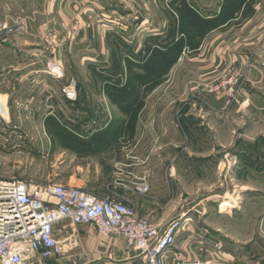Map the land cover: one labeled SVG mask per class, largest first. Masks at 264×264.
I'll use <instances>...</instances> for the list:
<instances>
[{"label": "crops", "instance_id": "obj_1", "mask_svg": "<svg viewBox=\"0 0 264 264\" xmlns=\"http://www.w3.org/2000/svg\"><path fill=\"white\" fill-rule=\"evenodd\" d=\"M164 1L0 0V20L13 29L12 34L6 37L0 33V39L5 40L0 50L8 44L10 39L18 40L19 35L25 36L23 41L30 47L36 46L44 49L46 44H54L56 50L51 62L48 63L49 67H52L49 69L65 73L63 63L65 64L66 57L71 58L67 55V51H70L68 45L73 40H76L80 46L90 43L95 46V42L98 41L104 49L105 41H117L120 38L106 33L100 21H105L104 24L107 21H159L162 16L160 7ZM171 1L172 3L177 2V0ZM182 1L186 4V11L198 15L201 21L200 45L195 51L191 50V54H196L190 57L206 58L216 68L226 66L233 69L240 87L237 88L239 99H232L233 106L239 108L236 110L237 113L249 110V108L252 111H263L264 0H217L218 5L214 9L209 7L210 0H203L205 2L203 8L198 5L197 0ZM157 13L158 19L156 18ZM163 21L167 22L170 19L164 16ZM168 25L169 22L162 32H152L147 36H150L149 39L153 41L162 40V37L167 34ZM73 31H77V36L71 40ZM236 31L239 35L235 33ZM226 40L233 44L240 41L244 48L252 43L259 47L251 51L237 50V48L230 56L226 55L227 49L222 46ZM84 42L85 44H82ZM120 47L122 48L123 45L121 44ZM88 52L91 53L90 56H93L95 51L90 49ZM105 53V58L103 53L95 57L113 66L114 51L109 47ZM124 55L126 60L133 65V60L125 52ZM35 56L37 57L34 53L31 54V57ZM71 56L74 58L73 55ZM136 74L138 76V72ZM68 85L69 83L58 82L55 85L36 83V81L30 83L1 81L0 127L9 128L8 123L12 121L20 124L36 121L41 123L49 137H71L73 139L74 169L71 177L73 185L70 180L66 184L90 191L100 198L123 200L127 205L135 208L138 218L146 219L160 228L190 213L193 201L186 189V182L192 179L194 173H198L194 171V167L206 166L209 162L217 163L219 157L209 156V154L225 152L227 156L224 159L227 160L223 163L229 164L235 175H240L244 173V169L241 171L243 163L254 161L256 159L253 158L256 157L254 153L260 150L259 147H263L257 142L237 141L233 155L226 153L225 147H213L208 157L192 159L194 149L180 147L175 141L169 143L175 156L163 162L160 159L169 148L166 144H158L159 136L156 135L153 145L148 150L140 145L144 134L142 130L146 129L149 123L144 122L146 109L150 105H148L149 99L145 97L144 91L145 87L149 88L150 84L121 80L76 82V91L78 89L79 93L77 92L78 98L75 102H68L62 94V89ZM54 86H57V90L53 89ZM207 89L208 87L203 90L206 94ZM208 92V96L213 94L211 90ZM218 96L210 97L214 104L223 105L225 108L232 106L229 101ZM242 96L252 99L249 106H243ZM161 102L160 97L153 98L152 107H158ZM173 102L176 104V101H170V105ZM95 103L103 107L100 112L95 110ZM67 105L69 108L67 107L65 111L62 106ZM179 111L180 109H177L175 116L178 124L172 122L170 133L174 136L176 132L182 131L188 139L192 134L190 133L192 118L190 114H182L185 110L178 115ZM260 113L264 114V112ZM199 118L204 123V116L199 115ZM49 123L57 128L52 131L46 129ZM67 123L71 124V127ZM18 126L20 128V125L15 124L11 129H18ZM138 127L142 129L138 130ZM1 137L2 135L0 139ZM197 152L201 154L203 149ZM143 154H146L145 158ZM151 156L157 160L153 158L150 160ZM194 161H196L195 166H193ZM249 162L248 167H254V164ZM255 175L253 178H256ZM142 183L149 186V192L144 195L136 191V187ZM183 194L185 198L182 197ZM187 194L189 198L186 197ZM262 196L264 197V194ZM240 200L239 197L237 201L240 202ZM199 207L204 215L205 206L199 204ZM244 219L240 218L241 221ZM263 227L261 232L264 231ZM210 231L213 232L208 228H202L199 231L193 225L189 232L181 233L177 238V243L168 254L165 264H175L178 259H190L199 254L209 264H264V248L257 244L256 240L244 243L246 250L242 251L241 245L237 242L231 246L226 244L219 228L216 232L218 234L217 243H221L220 247L216 250L211 248L203 250L204 246L201 243L209 237ZM54 232L64 244L65 253L49 261H41L35 256L31 264H137L139 262L138 253L127 248L121 239L113 240L103 237L97 234L92 226H73L63 222L55 227ZM194 235L197 238H194ZM195 240L197 242L194 243ZM209 251L216 255V259L208 260Z\"/></svg>", "mask_w": 264, "mask_h": 264}, {"label": "rangeland", "instance_id": "obj_2", "mask_svg": "<svg viewBox=\"0 0 264 264\" xmlns=\"http://www.w3.org/2000/svg\"><path fill=\"white\" fill-rule=\"evenodd\" d=\"M216 1L210 0L209 7L216 8L218 5ZM197 3L201 8L205 5L203 0H197ZM160 9H162V16L160 15L159 21H107L106 24L103 23L105 21H100V25L106 33L120 38L117 41H105L104 49L101 48L102 45L98 41L95 42V46L92 43L85 44V42L82 43L85 45L80 46L76 40H73L77 36V31H73L71 33L73 41L68 45L70 53L67 51V55L71 58L66 57V62L63 63L65 73L49 69L52 67H49L48 63L51 62L56 50L54 44H46L43 49L25 44L23 35L17 36L18 40L16 41H13L12 38L0 50V82L4 80L24 83L36 81V83L56 85L57 82L68 84L72 81L84 83L121 80L142 83L140 78L151 75L149 81H144L146 85L154 83L149 88L145 87L144 91L145 97L149 99L148 105L150 104L146 109L144 122L148 121L149 123L147 128L142 130L144 134L140 145L148 150L153 145L156 135L159 136L158 144H166L169 148L160 159L161 161H169V158L175 156L174 150L169 144L175 141L180 147L194 149L192 159L208 157L207 155L213 147H225L224 151L233 155L237 141L260 143L263 147H259L260 150L256 154L254 153L256 157L253 158L256 159L251 162L246 159L250 164H254V167H248V162H242L241 171L244 169V173L240 175H235L233 168H230L229 164L223 163V161L226 163L225 160H227L224 159L227 156L225 152L209 154V156H218L219 160L217 163L209 162L206 166L194 167V171L198 173H194L192 179L187 180L186 189L193 201L192 209L189 211V215H193V225L199 231L202 228L211 229L213 232L210 231V235L207 237L211 243L221 244L217 243L216 229L219 228L221 235L225 238L223 239L229 246L237 242L241 245V250L244 251L246 250L243 246L244 243L256 240L257 244L264 248V231L261 232V228L264 226V197L262 196L264 194V114L260 113L264 110L252 111L249 108L248 111L237 113L236 110L239 108L233 106L232 97L229 96L234 95L235 92H231V87L237 80L233 69L226 66L216 68L206 58L190 57L196 54H191V50L195 51L200 45L201 21L193 19L186 12L184 1L177 0L172 3L171 0H165ZM164 16L170 19L167 21L169 22L168 31L165 30L167 34L162 37V40L149 39L148 34L156 31L162 32L164 29L167 24L166 21H163ZM156 18H159L158 13ZM227 33L229 34V31ZM235 33L239 35L238 31ZM186 37L188 38L186 39ZM121 44L123 50L120 47ZM254 45L256 44H247L244 48L240 41L233 44L226 40L222 46L227 49L226 55L231 56L237 48V50L251 51L259 47ZM109 47L114 51L113 66L106 64L105 60L95 57V55L103 53L105 58V51ZM90 49L95 51L93 56L89 55L91 54L88 52ZM143 50L144 52H142ZM124 52L133 60V65L126 60ZM32 53L37 57H31ZM151 72L152 74H150ZM237 86L238 83L234 87V91ZM56 87L54 86L53 89L57 90ZM207 87L206 94L203 90ZM218 87L220 88L218 97L229 101L232 106L225 108L223 105L214 104L210 97L216 96L215 93L208 96V91L218 89ZM77 92L78 89L76 94ZM156 97H160L162 102L158 107H152L153 98ZM242 98L243 106H249L252 99L245 96ZM170 101H176V104L173 102L170 105ZM62 107L67 111L69 105ZM32 108L35 107L32 106ZM102 108L99 103H95V110L100 112ZM153 108L155 110L152 111ZM177 109H180L178 115L184 110L182 114L191 115L192 129L190 133L192 134L188 139L182 131L176 132L174 136L170 133L172 124H178L175 121ZM143 114L145 115V113ZM199 115L204 116V123ZM218 115L221 116L218 117ZM8 124L9 128L0 127L2 135L0 139L2 148L0 150V177L19 179L39 186L52 181L67 185L69 180L73 185L71 177L74 163L73 139L71 137H49L41 123L36 121L21 124L12 121ZM15 124L20 125V128L18 126V129H11ZM67 124L71 127V124ZM56 128L52 123L46 127L50 131ZM141 129L138 127V130ZM201 149L203 152L199 154L197 150L201 151ZM142 156L145 158L146 154ZM152 158L157 160L153 156L150 157V160ZM195 162H193V166H195ZM201 168L206 170H201ZM254 175L256 178H253ZM184 196L183 194L182 197L185 198ZM186 197L189 198V195L187 194ZM239 197L240 202L237 201ZM199 204L205 206V214L202 217L196 213V211H201ZM241 217L245 218L244 221L240 220ZM219 237L222 240L220 234ZM194 238L197 236L194 235ZM185 239L182 240L185 241ZM195 242L197 241L195 240ZM202 249L205 250L204 247ZM199 250L201 249L199 248ZM207 255L210 261L216 259V255L211 251Z\"/></svg>", "mask_w": 264, "mask_h": 264}, {"label": "built area", "instance_id": "obj_3", "mask_svg": "<svg viewBox=\"0 0 264 264\" xmlns=\"http://www.w3.org/2000/svg\"><path fill=\"white\" fill-rule=\"evenodd\" d=\"M11 26L0 20V33L12 34ZM4 39H0V46ZM235 81L229 95L239 97ZM75 82L62 89L64 97L77 100ZM218 89L211 90L218 95ZM2 148L0 147V150ZM136 191L144 195L149 186L142 183ZM199 217L203 211H196ZM67 222L73 226L89 225L108 239H121L127 248L138 253L137 264H165L177 238L193 227L192 215L184 214L160 228L136 216L135 208L115 198H100L79 187L48 183L34 185L26 181L0 177V264H31L37 256L41 261L53 260L65 253L64 244L55 234V227ZM206 236V234H204ZM204 248L220 247L204 239ZM69 249V248H68ZM175 264H209L199 255L178 259Z\"/></svg>", "mask_w": 264, "mask_h": 264}, {"label": "trees", "instance_id": "obj_4", "mask_svg": "<svg viewBox=\"0 0 264 264\" xmlns=\"http://www.w3.org/2000/svg\"><path fill=\"white\" fill-rule=\"evenodd\" d=\"M189 15H191V17L193 18V19H197V21H200V17L198 16V15H196V14H192L190 11H186ZM187 15V14H186ZM188 17V16H187ZM150 74H152V72L150 73ZM146 76H148V75H145L144 76V78H140L141 80H142V82H144V81H149L148 79H150V77H151V75L150 76H148V77H146ZM145 83V82H144ZM154 82H151V83H148V84H150V86L153 84ZM156 83H157V81H156Z\"/></svg>", "mask_w": 264, "mask_h": 264}]
</instances>
